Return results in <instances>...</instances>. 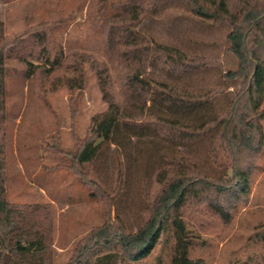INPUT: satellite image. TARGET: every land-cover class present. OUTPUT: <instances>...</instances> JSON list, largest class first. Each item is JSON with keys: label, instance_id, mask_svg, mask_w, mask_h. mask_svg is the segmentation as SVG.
Listing matches in <instances>:
<instances>
[{"label": "rangeland", "instance_id": "374dc122", "mask_svg": "<svg viewBox=\"0 0 264 264\" xmlns=\"http://www.w3.org/2000/svg\"><path fill=\"white\" fill-rule=\"evenodd\" d=\"M155 1L0 0L6 37L24 40L18 47L21 59L17 54L6 62V199L18 206H49L56 264L68 263L87 240L108 225L118 226V220L136 231L161 191L167 155H190L204 170L209 167L202 149L214 123L191 126L185 118L171 117L159 102L223 101L227 90L219 74L234 67L226 52L227 30L183 6ZM206 1L232 25L255 0ZM35 33L46 34L51 55L60 51L64 62L82 70V88L69 89L58 76L25 77L22 58L30 60ZM108 110L117 119L118 137L127 122L153 136L140 143L122 140L119 157L111 146L91 168L77 167L73 156L89 136L92 118ZM259 110L264 112V97ZM260 124L264 134V118ZM207 193L206 198L214 197ZM203 198L188 200L181 213L189 258L204 264H264V146L248 197L231 206L228 222ZM173 234L167 230L138 262L117 258L110 264H170Z\"/></svg>", "mask_w": 264, "mask_h": 264}, {"label": "trees", "instance_id": "16d2710c", "mask_svg": "<svg viewBox=\"0 0 264 264\" xmlns=\"http://www.w3.org/2000/svg\"><path fill=\"white\" fill-rule=\"evenodd\" d=\"M167 4L183 6L192 16L227 30L226 52L233 57L234 67L219 74L220 86L227 90L223 101L205 100L192 105L171 100L159 102L170 111L171 117L185 118L191 126L201 129L206 123H214V130L202 149L209 167L204 170L190 155H167L166 168L158 180L161 191L150 204L144 223L134 232L127 231L120 220L118 226H106L64 264H110L117 258L135 263L147 257L161 235L170 229L174 232L170 264H204L189 258V242L181 214L187 201L203 196L215 214L228 222L231 206L248 197L264 146L260 124L264 112L259 110L264 97V0H255L240 21L232 25L206 0L155 1L156 6ZM23 43L21 38H7L0 23V264H56L51 249L49 206H18L6 199L3 139L6 62L20 53L18 47ZM28 48L30 60L22 58L26 78L58 76L69 89L82 88V70L64 62L60 51L51 55L45 33L32 34ZM124 129L118 137L117 119L110 110L93 117L89 136L73 156L75 165L91 168L111 146H115L113 156L119 157L122 140L136 139L140 143L153 136L138 124L127 122ZM118 162L120 174L122 163ZM207 192L214 197L206 198Z\"/></svg>", "mask_w": 264, "mask_h": 264}]
</instances>
